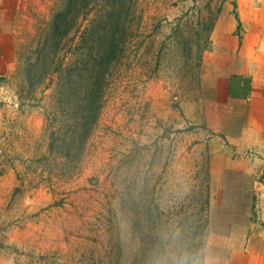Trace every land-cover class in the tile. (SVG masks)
Instances as JSON below:
<instances>
[{"label":"rangeland","instance_id":"obj_1","mask_svg":"<svg viewBox=\"0 0 264 264\" xmlns=\"http://www.w3.org/2000/svg\"><path fill=\"white\" fill-rule=\"evenodd\" d=\"M225 2L22 0L0 73V264H155L255 218L250 176L213 161L202 84Z\"/></svg>","mask_w":264,"mask_h":264},{"label":"crops","instance_id":"obj_2","mask_svg":"<svg viewBox=\"0 0 264 264\" xmlns=\"http://www.w3.org/2000/svg\"><path fill=\"white\" fill-rule=\"evenodd\" d=\"M22 0H0V73L16 58L14 12ZM205 100L211 104L220 171L250 176L255 195L247 223L211 232L218 264H264V0H227L203 57ZM215 155V156H214ZM259 167H262L258 173ZM261 174L262 178H259Z\"/></svg>","mask_w":264,"mask_h":264},{"label":"clouds","instance_id":"obj_3","mask_svg":"<svg viewBox=\"0 0 264 264\" xmlns=\"http://www.w3.org/2000/svg\"><path fill=\"white\" fill-rule=\"evenodd\" d=\"M155 264H218L213 237L209 234L196 244L174 242L157 257Z\"/></svg>","mask_w":264,"mask_h":264},{"label":"trees","instance_id":"obj_4","mask_svg":"<svg viewBox=\"0 0 264 264\" xmlns=\"http://www.w3.org/2000/svg\"><path fill=\"white\" fill-rule=\"evenodd\" d=\"M62 13H63L62 11L59 12V15H61V17L64 16V14H62ZM93 99H94V103H95V97H93ZM94 110H95V108L91 110V112H93V114H95V111Z\"/></svg>","mask_w":264,"mask_h":264}]
</instances>
